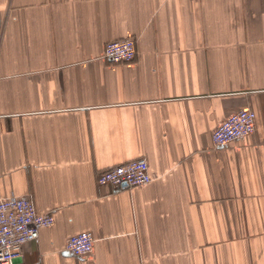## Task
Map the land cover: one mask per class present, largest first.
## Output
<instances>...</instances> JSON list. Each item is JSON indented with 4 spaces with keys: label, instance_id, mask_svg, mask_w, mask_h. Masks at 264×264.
I'll return each mask as SVG.
<instances>
[{
    "label": "crops",
    "instance_id": "0c3cea01",
    "mask_svg": "<svg viewBox=\"0 0 264 264\" xmlns=\"http://www.w3.org/2000/svg\"><path fill=\"white\" fill-rule=\"evenodd\" d=\"M135 39L130 64L105 58ZM256 132L224 147L232 114ZM146 160L152 182L100 186ZM55 224L15 264H264V0H0V201ZM83 232L85 257L66 251Z\"/></svg>",
    "mask_w": 264,
    "mask_h": 264
},
{
    "label": "built area",
    "instance_id": "2783aa9c",
    "mask_svg": "<svg viewBox=\"0 0 264 264\" xmlns=\"http://www.w3.org/2000/svg\"><path fill=\"white\" fill-rule=\"evenodd\" d=\"M137 41L125 39L110 42L105 46V58L113 64H130L136 60ZM256 113L242 110L223 121L213 134L215 147L229 144L252 136L256 132ZM152 182L149 164L146 160L133 161L112 168L98 177L100 186L113 188H137ZM55 224L52 213L41 214L28 197H11L0 201V264H15L24 248L39 239L40 232ZM95 239L90 232L72 236L66 251L76 257L93 253Z\"/></svg>",
    "mask_w": 264,
    "mask_h": 264
}]
</instances>
